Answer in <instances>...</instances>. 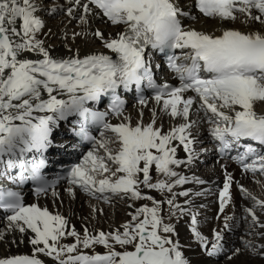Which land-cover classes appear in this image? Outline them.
<instances>
[{"label": "snow or ice", "instance_id": "snow-or-ice-1", "mask_svg": "<svg viewBox=\"0 0 264 264\" xmlns=\"http://www.w3.org/2000/svg\"><path fill=\"white\" fill-rule=\"evenodd\" d=\"M61 12L81 31L61 29L58 50L45 39L51 29L41 13ZM203 132L220 156L235 153L242 173L264 176V0H0V264H191L177 231L184 216L205 255L229 251L225 233L239 223L226 213L235 207L232 173L220 165L216 215L224 223L209 238L192 199L205 190L182 187L206 181L178 170L208 151L199 147ZM53 148L70 162L53 160ZM49 165L58 167L52 176ZM64 182L73 197L79 190L104 203L118 198L127 218L77 229L41 203L51 199L55 209ZM235 183L251 204L243 208L247 234L264 237L256 231L264 199ZM90 207L93 219L102 214ZM240 242L264 257V243ZM24 244L27 251L12 250Z\"/></svg>", "mask_w": 264, "mask_h": 264}, {"label": "bare ground", "instance_id": "bare-ground-1", "mask_svg": "<svg viewBox=\"0 0 264 264\" xmlns=\"http://www.w3.org/2000/svg\"><path fill=\"white\" fill-rule=\"evenodd\" d=\"M48 1V0H46ZM57 4H64L66 0H54ZM53 1H51L52 3ZM55 3V2H54ZM51 15L53 17L54 15L58 16L61 15L65 17L66 20L70 22H76L74 20H70L68 17L65 16L63 12L59 14H52V13H41V15ZM53 15V16H52ZM185 23H192V21L186 20ZM197 27H201L200 21L195 22ZM215 22L213 21H207L203 26L210 28ZM99 26V25H97ZM236 27H241L239 23L235 25ZM48 29H51L50 33V39H47V42L49 44H53L56 46L58 50L63 49L62 45V37H61V29L48 26L46 23L45 31H48ZM56 30V32L54 31ZM67 31H81L80 26L77 25L76 27L72 28L70 26L67 27ZM69 43H71V37H69ZM85 41L81 38H77L76 44L81 47L82 50L85 49ZM88 46L90 47H98V44H91L90 41L87 42ZM134 105V104H133ZM133 105H129L128 109L129 111H132L134 113ZM259 108V105H258ZM147 116V112H146ZM200 139L203 141L202 144L199 145V147L205 148L207 143H213L210 137H208L207 132H203ZM206 153V152H205ZM213 153V152H212ZM202 153L199 155L198 158ZM178 156L184 157L186 154L183 152L182 148L178 151ZM69 163V162H67ZM65 163V164H67ZM221 164H224L226 166V170L228 172H231L233 175V178H235V181H238L240 184H242L245 188L249 185H253L257 188V192H259L260 197L264 199V179L261 180L262 183H260V178L264 177L262 175H256L252 173H242L238 170V166L234 164L233 161L230 160H218L215 156V154H211L210 158L208 159L206 164L202 165L203 171L201 174H198L196 172V163L191 167V170L189 169H178L182 170L185 175H192L195 174L199 176L202 180L206 181L204 184L195 185L192 183L185 184L182 187L185 188H192L194 191H200L201 189L205 190L203 195L200 196H193V210L199 211L201 213L200 219H201V225L200 230L209 238H211V229L217 228L223 226V219L221 216L218 218L216 213L218 211V188L222 187L223 184V178H224V169L220 167ZM258 173V172H257ZM153 179L156 178V174L153 171L152 173ZM232 184L231 192L232 197L234 201L235 207H233L231 204L226 206V213L227 214H234L235 217L238 220V225L233 229L232 232H226L225 236L226 239H228L229 243L226 245V248L229 249V251L225 252L219 259L214 262L210 257L205 255V253L201 250L199 245L192 239V235L190 230L188 229V221L189 217L184 216L182 219L179 220V223L177 224V231L179 233V240L180 242L185 245L184 253L187 256V258L190 260L191 264H264V257H261L259 255L253 254L248 249L244 248L243 245L240 242V237H243L244 239H247L249 235L246 232V213L243 211L244 207L251 206L250 201L243 198V196L240 194L239 188L236 186V183ZM256 181H259L257 183ZM66 187V186H65ZM60 188L61 192V198L56 201V207L53 209L52 207V201L51 199L47 201H41V203H47L48 207L52 211H59L68 219L70 220L72 225H75L77 229L82 228V222L83 224H94L97 228L102 229H108L110 225H118L120 223H117V221L122 217L121 210L118 207H113V216L114 221L111 219L109 213L104 210V207L99 203L92 204V201H88L85 203L84 207H81L82 204L80 202V199L87 198L90 196H87L83 192L77 190L75 196H70L67 193H64V188ZM180 189L177 188L176 191H179ZM152 194L159 198V193L153 191ZM62 195L68 196L70 201H64L62 199ZM258 195V194H257ZM178 202L182 203L185 199L184 197H178ZM261 199V198H260ZM92 200V199H91ZM117 201H119L120 205L126 206L125 202L119 200L116 198ZM94 201V200H93ZM27 202H32V199L27 200ZM81 203V204H79ZM198 204V205H195ZM203 205L204 207L199 206ZM90 205H95L97 209L102 210L101 212H97L96 218H92V208ZM257 215L260 217L261 221L264 222V213H261L259 210H257ZM248 219H251V217H248ZM231 223H235V221H232ZM257 232H264V228H257ZM253 235V240L257 243H264V237H257L255 233ZM11 239V237H9ZM71 237L67 239V241L63 242H71ZM249 240V239H248ZM30 248L29 245L24 244L20 245L19 249L16 248L15 245H13L12 250L13 251H27ZM233 248H241V251L237 253L236 255H232L231 249ZM0 251H3L2 248H0ZM231 256V259H227L226 257ZM49 264H52L51 260H49Z\"/></svg>", "mask_w": 264, "mask_h": 264}, {"label": "rangeland", "instance_id": "rangeland-1", "mask_svg": "<svg viewBox=\"0 0 264 264\" xmlns=\"http://www.w3.org/2000/svg\"><path fill=\"white\" fill-rule=\"evenodd\" d=\"M51 1H53L52 3H56V1H54V0H48V1H46V3H48V4H51ZM42 16H43V18L45 19V21H46V23L48 24V26L50 25V26H52V27H55V28H58V29H67V27L68 26H70V27H72V28H75L76 27V22L74 23V22H70L69 23V21L68 20H66L65 19V17L64 16H62L61 17V15H58V16H56V15H52L53 17H51V15H50V17H49V15H44V14H42ZM55 32H56V30H54ZM205 157H204V155L202 156V157H200V158H198L195 162H196V164H197V167H196V172L198 173V174H201L202 173V171H203V168H202V163H201V161L204 159ZM264 179V177H261L260 178V183H262L261 182V180H263ZM264 184V183H263ZM65 186H67V185H65ZM247 189L250 191V192H252L254 195H256L258 198H261L262 199V197H260L261 195H259V192H257V188L255 187V186H253V185H249V186H247ZM62 192V191H61ZM65 193V192H64ZM258 194V195H257ZM62 199L64 200V201H70V199H69V197L68 196H64V195H62ZM92 199V200H91ZM92 201V204H94V203H99V204H101L103 207H104V210L105 211H107V213H109V215H110V217H111V219L114 221L115 219H114V216H113V207L112 206H116V207H118L120 210H121V212H123L122 213V217H120V219H118V220H115V221H117V223H121V222H123V220L124 219H126L127 217H126V215H125V213H126V211L128 210L127 209V206H124V205H120L119 203V201H117L116 199L113 201V203H104L103 201H100V200H95L94 198H92V197H87V198H83V199H80V202L82 203H79V204H81L80 206L81 207H84L85 206V203L86 202H88V201ZM94 200V201H93ZM89 201V202H90ZM195 205H198V204H195ZM199 206H201L200 204H199ZM247 239H249V240H253V235H249V237H247Z\"/></svg>", "mask_w": 264, "mask_h": 264}]
</instances>
